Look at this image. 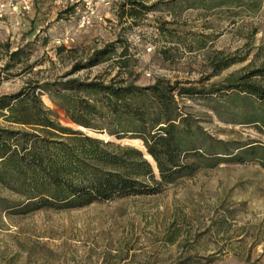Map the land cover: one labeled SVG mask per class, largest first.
I'll return each instance as SVG.
<instances>
[{"label": "rangeland", "instance_id": "obj_1", "mask_svg": "<svg viewBox=\"0 0 264 264\" xmlns=\"http://www.w3.org/2000/svg\"><path fill=\"white\" fill-rule=\"evenodd\" d=\"M88 1L94 15L82 0L65 7L34 0L23 14L19 0H0V97L29 81L56 80L121 39L139 84L163 77L199 90L180 106L209 138L226 143L213 149L226 155L188 156L192 175L162 184L154 195L71 210L0 208V264H264V102L234 85L243 78L264 88V78L248 77L264 68V0ZM60 46L76 52L57 55ZM17 49L19 61L6 68ZM219 62L233 63L216 71ZM106 68L114 73L115 57L69 78H92ZM41 101L62 126L144 151L138 140L107 135V125L87 130L69 123L47 95ZM0 127H6L2 118ZM0 198L18 200L1 186Z\"/></svg>", "mask_w": 264, "mask_h": 264}, {"label": "trees", "instance_id": "obj_2", "mask_svg": "<svg viewBox=\"0 0 264 264\" xmlns=\"http://www.w3.org/2000/svg\"><path fill=\"white\" fill-rule=\"evenodd\" d=\"M127 3L132 4L130 0ZM123 9L121 5L119 18ZM128 14L133 16L131 11ZM119 44L122 50L116 54ZM4 47L9 49L8 44ZM63 52L72 56L76 50L56 49L57 55ZM22 53L21 49L9 53L6 68L18 62ZM127 55L125 42L117 39L94 50L84 64L74 63L56 80L29 81L18 92L0 97V118L6 124L0 127V186L18 199L0 198V208L71 210L129 196L154 195L162 184L192 175L191 166L184 164L188 156L205 161L224 159L225 153L213 149L226 143L209 138L180 106L182 99L194 98L199 90L184 85L189 82L163 77L139 84L140 72L126 65ZM112 57L117 64L113 74L106 68L92 78H69ZM232 63L219 62L215 69L223 70ZM252 76L264 78V68L248 77ZM233 83L227 89L240 85L241 92L264 102V88L243 78ZM42 95L63 111L69 123L87 130H95L97 123L107 125V135L116 140H138L144 151L62 126L55 113L43 105ZM260 121L264 127V117Z\"/></svg>", "mask_w": 264, "mask_h": 264}, {"label": "built area", "instance_id": "obj_3", "mask_svg": "<svg viewBox=\"0 0 264 264\" xmlns=\"http://www.w3.org/2000/svg\"><path fill=\"white\" fill-rule=\"evenodd\" d=\"M33 1L34 0H19V4L20 6V13H28L31 10V7L33 5ZM58 5L61 6H66V5H72L74 3H77L78 0H57ZM101 3H103L105 6H107L109 3L105 0H100ZM82 3L85 6V9L87 10V12H85L86 14L89 15H94L95 13V8H93L92 6H90V2L88 0H82ZM12 6V4H11ZM1 17V15H0ZM88 20V15H84L81 17V21L84 23L85 21Z\"/></svg>", "mask_w": 264, "mask_h": 264}, {"label": "crops", "instance_id": "obj_4", "mask_svg": "<svg viewBox=\"0 0 264 264\" xmlns=\"http://www.w3.org/2000/svg\"><path fill=\"white\" fill-rule=\"evenodd\" d=\"M115 11V10H114Z\"/></svg>", "mask_w": 264, "mask_h": 264}]
</instances>
